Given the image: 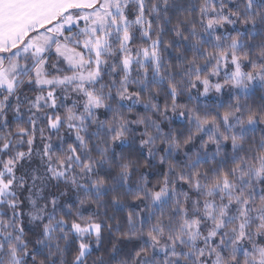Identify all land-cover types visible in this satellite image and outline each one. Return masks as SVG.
Returning a JSON list of instances; mask_svg holds the SVG:
<instances>
[{
	"label": "snow or ice",
	"instance_id": "1",
	"mask_svg": "<svg viewBox=\"0 0 264 264\" xmlns=\"http://www.w3.org/2000/svg\"><path fill=\"white\" fill-rule=\"evenodd\" d=\"M0 264H264V0H0Z\"/></svg>",
	"mask_w": 264,
	"mask_h": 264
}]
</instances>
